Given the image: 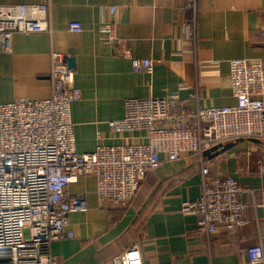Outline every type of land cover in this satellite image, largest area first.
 Segmentation results:
<instances>
[{"label":"crops","instance_id":"1","mask_svg":"<svg viewBox=\"0 0 264 264\" xmlns=\"http://www.w3.org/2000/svg\"><path fill=\"white\" fill-rule=\"evenodd\" d=\"M186 0H0L1 4L49 6L50 30L16 33L0 52V103L51 95V53L74 59V84L81 98L71 105L78 152L99 143L144 142L142 133H115L108 122L122 119L127 99L177 97L191 105H235L230 61L264 57V0H196L195 39L185 32ZM114 7L112 14L110 8ZM71 21L81 32H71ZM111 27L115 39L110 36ZM147 58L151 72L133 71L131 58ZM228 143L231 147L223 149ZM215 176H233L245 190V226L204 237L196 216L181 204L201 194V166ZM84 193L86 207L69 216L72 238L51 246L58 264H112L138 245L144 264H249L246 250H264V140L237 139L211 152L186 153L148 172L125 209H101L96 178L68 186Z\"/></svg>","mask_w":264,"mask_h":264},{"label":"built area","instance_id":"2","mask_svg":"<svg viewBox=\"0 0 264 264\" xmlns=\"http://www.w3.org/2000/svg\"><path fill=\"white\" fill-rule=\"evenodd\" d=\"M190 10L186 35L194 40L196 0ZM113 14L115 8L111 7ZM81 32L78 21L68 24ZM50 30L49 6L0 3V52L16 33ZM111 38L114 34L108 27ZM229 83L235 105L204 107L177 97L127 99L122 119L109 121L115 133H142L144 142L99 143L93 152H78L71 120V105L81 98L74 72L65 54L51 53V95L0 103V264H58L51 252L54 242L72 238L69 216L86 207L84 193L68 186L82 176L96 178L99 208L125 209L146 174L163 161L186 153L211 152L237 139L264 140V57L230 61ZM133 71L151 72L147 58H131ZM244 189L230 175L215 176L201 166V194L181 204L196 216V231L210 237L220 228L235 231L246 224ZM249 264H264L261 244L246 250ZM112 264H144L138 245L127 247ZM155 264H175L157 262Z\"/></svg>","mask_w":264,"mask_h":264},{"label":"water","instance_id":"3","mask_svg":"<svg viewBox=\"0 0 264 264\" xmlns=\"http://www.w3.org/2000/svg\"><path fill=\"white\" fill-rule=\"evenodd\" d=\"M68 67L73 68L74 67V59L73 58H69L68 59ZM234 143H228L224 146L223 149H226L227 147H231Z\"/></svg>","mask_w":264,"mask_h":264},{"label":"trees","instance_id":"4","mask_svg":"<svg viewBox=\"0 0 264 264\" xmlns=\"http://www.w3.org/2000/svg\"><path fill=\"white\" fill-rule=\"evenodd\" d=\"M140 186H141V183H140V185H139V189H140ZM139 189H138V191H139ZM138 191H137V193H138ZM137 193H136V194H137ZM132 200H133V199H132Z\"/></svg>","mask_w":264,"mask_h":264}]
</instances>
